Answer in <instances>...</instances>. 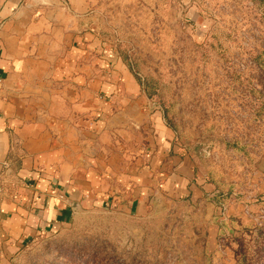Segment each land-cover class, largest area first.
I'll return each instance as SVG.
<instances>
[{"label": "rangeland", "instance_id": "rangeland-1", "mask_svg": "<svg viewBox=\"0 0 264 264\" xmlns=\"http://www.w3.org/2000/svg\"><path fill=\"white\" fill-rule=\"evenodd\" d=\"M76 3L93 35L87 62H104L101 73L116 61L147 102L144 132L121 149L125 164L178 156L207 187L195 200L157 177L139 215L77 211L10 264H264V0ZM155 112L162 145L151 132Z\"/></svg>", "mask_w": 264, "mask_h": 264}, {"label": "crops", "instance_id": "crops-1", "mask_svg": "<svg viewBox=\"0 0 264 264\" xmlns=\"http://www.w3.org/2000/svg\"><path fill=\"white\" fill-rule=\"evenodd\" d=\"M76 1L0 0V264L67 227L77 211L139 215L157 177L195 200L207 187L178 156L125 164L122 147L144 132L147 102L116 61L101 73L104 62L92 54L87 62L92 33L78 23ZM152 116L160 143L166 128L158 112Z\"/></svg>", "mask_w": 264, "mask_h": 264}, {"label": "trees", "instance_id": "trees-1", "mask_svg": "<svg viewBox=\"0 0 264 264\" xmlns=\"http://www.w3.org/2000/svg\"><path fill=\"white\" fill-rule=\"evenodd\" d=\"M241 257H242V259H243V260L245 259V256H244V254H242V255H241Z\"/></svg>", "mask_w": 264, "mask_h": 264}]
</instances>
